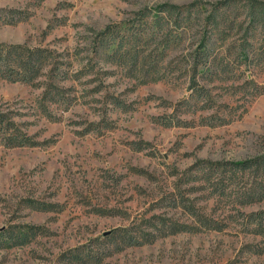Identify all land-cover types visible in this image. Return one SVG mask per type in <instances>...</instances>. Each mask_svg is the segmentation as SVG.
Masks as SVG:
<instances>
[{
  "label": "rangeland",
  "instance_id": "obj_1",
  "mask_svg": "<svg viewBox=\"0 0 264 264\" xmlns=\"http://www.w3.org/2000/svg\"><path fill=\"white\" fill-rule=\"evenodd\" d=\"M194 1L205 10L201 21L227 0H0V46L51 56L31 83L0 75V233H37L25 245H0V264H264V252L246 248L260 238L237 224L173 232L196 223L187 210L219 219L236 214L231 191L248 179L220 198L218 183L207 178L217 163L264 150V76L255 68L253 76L243 69L241 78L239 69L222 74L202 100L214 107L198 110L184 78L141 84L108 63L106 51H95L100 32L132 23L144 8ZM237 1L221 18H237L243 28L241 2L248 0ZM247 31L263 45V23ZM176 57L173 67L182 53ZM30 58L22 64L39 61ZM159 116L182 126L161 125ZM22 139L36 145H19ZM263 208L264 200L240 211ZM73 253L88 260L76 263Z\"/></svg>",
  "mask_w": 264,
  "mask_h": 264
},
{
  "label": "trees",
  "instance_id": "obj_2",
  "mask_svg": "<svg viewBox=\"0 0 264 264\" xmlns=\"http://www.w3.org/2000/svg\"><path fill=\"white\" fill-rule=\"evenodd\" d=\"M236 1L227 0L215 4L212 12L201 21L198 19L199 14L205 10L199 1L186 5L166 2L156 7L144 8L140 13H137L132 23L122 27L117 26L116 29L105 33L100 32L101 40H99V44L97 43L95 51L98 53L106 51L110 55L108 63L121 67L127 77L140 79L141 84L166 78L168 81L173 78L175 80L184 78L189 82L188 88L195 91L191 97L198 102L197 109L213 108L214 105L204 106L202 100L207 95L206 85L223 81L222 74L231 75L232 72L239 69V74H241L239 78H241L244 74L240 73V70L243 69L244 73L248 72L249 76H253L252 71L255 68L264 76V39L262 40L263 45H255L252 39L253 34L249 35L250 32L247 31L248 26L256 28L258 23L264 24V1L241 2L244 4L242 8L248 16L243 28L236 25L237 18L236 20L221 18L223 15L220 11L231 7ZM223 22H232V25L223 27ZM230 33H234L235 38L227 47L228 39L231 37ZM20 48L14 45L0 46V75L13 81L22 80L31 83L37 70L43 69L51 56L47 54L46 50H43L42 53H35L36 49H31L28 53H22ZM176 52H181L183 59L181 57L179 62L182 63L178 62L177 66L173 67L178 58H175ZM13 53L15 56L12 55ZM30 56L39 61L27 65L22 64V58L26 60ZM14 57L16 60L20 59L15 65L12 63L15 60ZM181 65V69L178 70ZM142 68L143 70H141ZM31 69L34 72L33 76L28 75ZM84 70L82 69L78 75H84ZM75 76L79 77L76 74ZM51 87H56V85L51 83V86L46 87L42 100L49 99L52 93ZM188 113L194 114L196 111H188ZM155 121L169 127L182 126V121L175 119L174 116H159L155 118ZM7 136H9V143L13 145L15 131ZM28 144L23 139L19 143V145ZM29 145H36V143L33 142ZM209 171L210 177L207 180L213 179L218 183L213 193H217L220 198L227 195L226 191L238 179L241 177L248 179L237 189L231 191L236 204V214L234 213L236 216L231 214L224 219H219L215 216L199 215L195 210H187L196 223L174 225L176 228L173 232L183 231V228L186 227H190L192 230L223 232L230 223H234L240 226L241 233L260 238L257 242L248 243L247 250L254 253L264 252V208L251 212L240 211L243 206L264 200V150L244 160L217 163ZM36 234L33 227H28L19 233L1 232L0 245L3 247L25 245ZM129 242H131L130 244H143L134 237H130ZM87 251L90 255H85V257H90V260L95 258L92 249L88 248ZM85 257L80 253L72 254L76 263L88 260Z\"/></svg>",
  "mask_w": 264,
  "mask_h": 264
}]
</instances>
